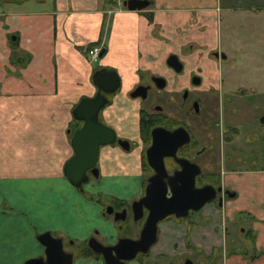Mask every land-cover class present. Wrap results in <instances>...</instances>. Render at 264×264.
<instances>
[{"label": "crops", "instance_id": "crops-1", "mask_svg": "<svg viewBox=\"0 0 264 264\" xmlns=\"http://www.w3.org/2000/svg\"><path fill=\"white\" fill-rule=\"evenodd\" d=\"M151 2L131 12L116 7L113 0H0V264H23L43 256L35 239L43 232L63 244L73 241V250L63 245L72 254L71 264H103L80 254L90 236L98 239L97 223L105 218L102 209L96 206L90 217L81 213L79 204L86 203L82 192L62 173L73 154V107L81 98L94 96L91 77L96 70H113L126 90L112 97L102 116L117 129L116 121L122 120L136 137L139 103L128 92L147 75L174 79L165 63L168 54H177L186 70L177 77L176 87L184 86L196 68L214 66L197 60L201 46L205 52L217 45L214 12L197 0ZM91 45L105 50L96 63L89 60ZM96 167L98 178H91L88 188L91 195L128 199L140 193L137 150L125 154L103 148ZM238 175L228 177L242 195L233 202L232 212L254 209L256 224L264 227V210L259 209L264 203V173L244 170ZM240 201L244 207L236 206ZM166 230L183 235L176 228ZM238 254L223 264H264L263 256L252 261Z\"/></svg>", "mask_w": 264, "mask_h": 264}, {"label": "flooded vegetation", "instance_id": "flooded-vegetation-1", "mask_svg": "<svg viewBox=\"0 0 264 264\" xmlns=\"http://www.w3.org/2000/svg\"><path fill=\"white\" fill-rule=\"evenodd\" d=\"M197 1L203 3V5L201 3V7L203 8H207L205 6H210V4L212 3L214 5L222 3V0H210L211 2H206L204 0ZM253 1L257 3V1L259 0ZM262 1L264 0L258 2L259 11L256 12V14L264 13V9L262 10L261 7L262 5H264V2L262 3ZM239 3H241L243 7L248 6V4H243V0ZM149 6H151V4ZM207 9H211L212 11H214L211 7H208ZM236 10L238 11L239 9ZM244 10L243 8L240 9V11ZM190 46L191 45H188L186 48L189 49L191 48ZM201 47L203 48H201L200 52L197 53V60H201V58H203L205 60L213 62L214 66L212 67L206 65L205 68H196L189 74L186 80V84L181 88L176 87V85L178 84L177 75L182 73L184 67L182 62L180 61L179 56L177 54H174L176 55L178 61L182 64V68L179 72H174L171 68L168 67V69L175 76L174 79L168 80L164 76L147 75L142 79V81H140V83L136 84L128 92V97L131 100H137L139 103L136 137H134L133 131L132 133L129 131V126L127 129L126 123L122 120L118 119L116 121L120 128L117 129L116 127L108 124V122L102 116L104 109L111 104L112 97L116 94V91L118 89L112 94L104 95L107 99V103L99 111L97 116V119L100 123L111 128L114 132V142L110 145L100 146L99 151L103 148H111L122 153L129 154L137 150L141 158L142 155L144 156L146 148L150 145V131L152 128L160 127L169 132L176 128L184 129L188 134V142L176 150L175 158L184 159L189 163L195 164L198 167L199 173L194 178V186L196 188L208 185L215 190L214 198L206 202L199 210L188 211L187 216L183 218H176L171 215L165 217L160 221L163 222L166 220H173L174 224L183 228H179V230L183 231L182 237H175V239L180 241L181 244L177 245L176 240L173 244H171L169 248L170 252L164 251L156 253L155 255L147 252L143 255L137 254L135 256V258L137 256L146 257L148 259L147 264H216L217 258L219 257L217 246L216 244H207L206 240L209 236L213 237L214 231L215 229H217V227L220 229V234H229L230 222L231 219H233V215L235 213V211L232 212V204L234 201L242 197L237 186H233V184L230 182V179H228L229 175H238L242 171L246 170L237 169L240 166H257L256 168L247 170L264 173V138L261 139L263 143H257L258 139H256L257 137H255L256 134L252 132L253 136H251L249 144L253 145L251 148L252 150L254 149V152L245 155L246 157L251 159L245 158L244 153L241 152L244 148L246 128L250 131L255 130L257 133L262 130L264 135V124H261L259 121L260 117L264 116V105L260 102L261 99H259L257 105L252 106V116L248 121H245L243 124H241L240 132L238 133L235 128H233L234 126L230 125L229 122L224 123L225 119L227 118L225 110L229 114V116L237 114L239 112L238 106L246 107L250 105V102L247 103L245 100H242L241 96L245 95L244 92L246 93V91H243L239 87H236L234 80V88L232 84H229L230 86L227 87V82L229 79L228 76L235 69L236 64L232 65V63L230 62L231 60L229 59L230 55L222 49L221 42L218 41L215 48L207 50L205 52H203L205 50L204 46ZM241 49L242 48L237 47V50L239 52L241 51ZM171 54L173 53L168 54V56ZM221 65L225 66L222 69L224 71L219 70L221 68ZM207 70L210 72H206ZM203 74L208 77L209 81H204ZM153 77H160L164 79L165 85L161 90H157L155 88V84L151 80V78ZM193 78H195L194 82H198L197 84L192 83ZM205 82V88L199 89ZM138 85L146 88V97L144 99H141L140 97H130V93ZM230 87L234 90L230 91L229 94L227 92L230 90ZM222 88L226 89L225 93L222 91ZM219 96L222 97L220 101H218ZM212 102H215L214 106L211 107L213 111V117L206 120L205 124H202L200 126V121L202 120V111L204 109L210 110V108H206V106L209 105L210 107V104H212ZM166 107H171L174 109V111L170 112L166 109ZM141 118L145 121L146 125L145 132L142 133L139 127ZM197 121L200 123L198 124ZM80 125L81 123H76V127H79ZM218 133L220 136H218ZM218 138H220L222 141L224 140V143L226 144V149L223 152L221 150L220 152L218 151ZM233 138H241L243 143L241 149H236L232 145ZM207 155H209L210 157L206 161L202 162V160H204L205 158L204 156ZM163 163L165 170L169 175L172 174V172H174L175 170L179 169L178 164L172 158H164ZM203 163H205L204 166H211L212 169L210 171H205L202 168ZM214 166H217L218 170L215 171ZM146 171L148 172V175L145 177H143L142 175L141 189L138 195L131 196L128 199H119L107 196L109 197V201L105 206L101 208L102 215L106 217L107 220L111 218V220L113 221L114 213H117L119 219L113 222L116 226H119V228L126 229L128 233L133 235V237L129 238L133 239L137 238L146 212H143V216L141 219L133 221L131 215V204L134 201L140 199L143 195L145 180L152 174L149 168ZM217 188H220V190L216 191ZM206 204H208L207 207H205ZM106 208L111 210L112 213L107 214L105 212ZM206 209H209L210 214L202 216L203 219L201 220V212L205 211ZM212 212L214 215H212ZM241 212L242 211H238L237 214ZM122 217L123 220H120ZM160 222L156 224V241L158 234L160 233V231L158 230V224ZM250 231L252 234V229H240L239 234H241V236H244L247 235ZM198 232L201 233L198 238L200 244L195 241L196 238L192 240L190 236L192 234L194 238V235ZM95 239L100 242L97 238ZM117 239H115L114 241H110L109 243H104V246L113 245ZM235 248L236 247H228L226 250L224 249V253L222 254V257L224 258L223 262L226 259H229L232 255H239V251H235ZM246 254V252H243L241 256L243 257V255L245 256ZM245 257L253 261L254 259L259 258L260 254L256 253L249 255V257L248 255H246Z\"/></svg>", "mask_w": 264, "mask_h": 264}, {"label": "water", "instance_id": "water-1", "mask_svg": "<svg viewBox=\"0 0 264 264\" xmlns=\"http://www.w3.org/2000/svg\"><path fill=\"white\" fill-rule=\"evenodd\" d=\"M151 0H124L122 5L127 11L146 9ZM104 49L100 50V58ZM166 66L174 72H179L182 64L176 55L171 54L165 60ZM197 84L198 82H194ZM96 89L94 96L81 98L73 107L71 115L76 123L81 125L72 131L70 145L72 156L64 163L62 173L71 186L80 190L83 183L90 178H98L96 167L99 147L114 142V132L97 119L99 111L107 103L105 94L114 93L119 87V78L115 71L100 68L91 77ZM151 80L157 90L164 87V79L153 77ZM131 98L146 97V88L136 86L130 93ZM264 124V116L259 119ZM188 142V134L182 128L167 131L160 127L150 131V145L144 152L146 165L152 174L146 178L143 195L131 204L132 220L137 221L146 212L143 224L137 238L121 237L113 245L104 246L95 237H89L85 246L98 254L103 264H124L133 260L137 254H145L156 241V224L167 216L183 218L188 211L199 210L206 202L214 198L215 190L208 185L196 188L194 178L199 173L195 164L184 159H176L175 152ZM172 158L179 169L168 174L163 159ZM217 188L216 191H219ZM107 214L111 210L105 209ZM119 218L114 213L113 221ZM123 220V217L120 219ZM36 241L43 247V256L30 258L23 264H71L72 254L63 250V241L53 237L49 232L36 236Z\"/></svg>", "mask_w": 264, "mask_h": 264}, {"label": "rangeland", "instance_id": "rangeland-1", "mask_svg": "<svg viewBox=\"0 0 264 264\" xmlns=\"http://www.w3.org/2000/svg\"><path fill=\"white\" fill-rule=\"evenodd\" d=\"M242 0H222L221 4H210L205 7H211L213 8L214 12V21L216 25V37L219 42H221L222 49L225 50L229 55V59L232 65H235V69L231 72V74L228 76V82L227 87L230 86L229 84L233 85V80L236 84V87H239L241 90H245V95L241 96L242 100H245L247 103L250 102L249 106L242 107L238 106V113L230 115L226 112V119L224 123L229 122L230 125L234 126L235 130L240 132V126L245 121H248L249 118L252 116L251 108L253 105H257L260 100L261 103L264 105V13L263 14H256V12L259 11V5L258 2H254L253 0H243V4H248V6H242L241 2ZM264 1H262L263 3ZM202 3V2H201ZM224 3V4H223ZM264 4V3H263ZM203 5V3H202ZM262 10L264 9V5L261 6ZM231 8V9H230ZM244 11H240L242 9ZM236 9H239L238 11ZM264 12V11H263ZM252 13V14H251ZM203 30L201 29L200 32ZM193 48V46H190ZM238 48H242L239 52L237 50ZM242 52V53H241ZM241 53V54H240ZM225 66L221 65V68L219 70H222ZM186 75V70H183L182 73L177 75L178 77ZM204 81H209L208 77L203 74ZM206 82L202 85L201 88H205ZM234 84V85H235ZM233 85V88H234ZM127 87V86H126ZM224 87V86H222ZM232 87V86H231ZM227 92L233 91L234 89H231ZM121 89V91L126 90L124 86V82L119 86L116 93ZM223 92L225 93L226 89L222 88ZM228 90V89H227ZM124 93V92H123ZM223 94V93H221ZM230 94V93H229ZM234 94V93H233ZM257 94V95H256ZM234 97V96H233ZM248 97V98H247ZM111 98V97H110ZM222 97L219 96L218 101H220ZM215 102H212V104L206 106V108H210V110H203L202 111V120L200 121L201 124H205V121L208 119H211L213 117V111L211 109L212 106H214ZM166 109L170 112H173L174 109L169 107ZM208 112V113H206ZM172 115V114H171ZM211 115V116H210ZM200 122L197 121L199 124ZM195 132V131H194ZM198 132V131H197ZM252 132L256 134L255 137H257V143H263L262 138L263 132L262 130L258 133L255 130H248L246 128L245 130V143L244 148L241 151L244 153V157L247 159H251L246 157V154H250L254 152V149L252 150V146L249 143V140H251V136H253ZM218 136L219 133H218ZM232 139V138H231ZM232 145L236 149L242 148V140L241 138H233ZM225 143L224 140L222 141L220 138H218V151L220 150L223 152L225 151ZM251 148V149H250ZM204 160L202 162L206 161L210 156H204ZM206 163V162H205ZM205 163H203L202 168L205 171H210L212 169L211 166H204ZM141 167H142V175L143 177L148 175V172L144 170L142 166V158H141ZM257 166H240L237 169H253ZM215 171L218 170L217 166H214ZM93 180L90 178L89 181L86 183H83L80 187L81 197L84 198L83 200L86 203L79 204L80 209H78L81 213L85 214L86 216H93V214L96 212L95 207L99 206L102 208L107 204L109 201V197L106 195L101 194H95L91 195L88 193V188L93 184ZM91 191V190H90ZM246 202V201H245ZM208 204L205 205L207 207ZM236 206L238 207H244V202H239ZM260 210H264V203L259 208ZM212 211V210H211ZM238 211L241 210H235V213L233 215V219H231L230 222V231L229 234L223 235L220 234V229L217 227L214 231V235L209 236L206 240L207 244H216L217 246V252L219 253V257L217 258L216 264H223L224 258L222 257V254L224 253V249L226 250L228 247H236L235 251H239L238 253L242 254L243 252H246L249 257V255L252 254H260V256L264 257V227L261 224H256L259 221V218L255 215V210L253 209L252 212H245L242 211L241 213H238ZM259 213V212H257ZM210 214L209 209H206L205 211L201 212V220L203 219L202 216ZM212 215L213 212H212ZM108 218V217H107ZM104 221L97 223V228L99 229V236L98 240L101 244L104 245V243H109L110 241H114L117 238L120 237H133L130 233L126 231V229H121L119 226H116L115 223L109 218L108 220L103 218ZM106 220V221H105ZM180 225V224H179ZM218 226V225H217ZM167 228H177V229H183L181 226H178L174 224L173 220H166L163 222H160L158 224V230L160 233L158 234L156 243L149 249V253L152 255H155L156 253L164 252L166 248H169L172 244V239H175V235H171L169 231H167ZM240 229H255L256 234L254 231H251L244 236H241L239 234ZM200 232L196 233L195 241L199 243V236ZM178 245V243H176ZM200 244V243H199ZM65 247H68V249L73 250V241L67 240L64 243ZM238 246V247H237ZM263 249L260 252H257L258 249ZM226 257V256H225ZM148 259L146 257H140L137 256L135 259L126 261L124 264H147Z\"/></svg>", "mask_w": 264, "mask_h": 264}, {"label": "trees", "instance_id": "trees-1", "mask_svg": "<svg viewBox=\"0 0 264 264\" xmlns=\"http://www.w3.org/2000/svg\"><path fill=\"white\" fill-rule=\"evenodd\" d=\"M150 19V18H149ZM94 46V45H91L88 49H91V47ZM145 121L141 118L140 119V123H139V127H140V131L141 133L142 132H145ZM142 166L144 168V170H148L146 164H145V161H144V156L142 155ZM80 254L82 256H89V257H93V258H96V259H100V256L98 254H95V253H92L87 247H84L81 251H80Z\"/></svg>", "mask_w": 264, "mask_h": 264}, {"label": "built area", "instance_id": "built-area-1", "mask_svg": "<svg viewBox=\"0 0 264 264\" xmlns=\"http://www.w3.org/2000/svg\"><path fill=\"white\" fill-rule=\"evenodd\" d=\"M123 0H113V3L116 7H121ZM100 51L99 47H93L89 52V60L92 63H95L97 61L98 53Z\"/></svg>", "mask_w": 264, "mask_h": 264}]
</instances>
